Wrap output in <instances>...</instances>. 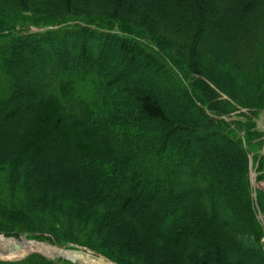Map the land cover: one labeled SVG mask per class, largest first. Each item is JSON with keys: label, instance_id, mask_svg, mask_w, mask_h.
<instances>
[{"label": "trees", "instance_id": "trees-1", "mask_svg": "<svg viewBox=\"0 0 264 264\" xmlns=\"http://www.w3.org/2000/svg\"><path fill=\"white\" fill-rule=\"evenodd\" d=\"M0 71V235L264 264V0H0Z\"/></svg>", "mask_w": 264, "mask_h": 264}, {"label": "rangeland", "instance_id": "rangeland-1", "mask_svg": "<svg viewBox=\"0 0 264 264\" xmlns=\"http://www.w3.org/2000/svg\"><path fill=\"white\" fill-rule=\"evenodd\" d=\"M0 75H1V71H0ZM0 80L2 81V78L0 77ZM258 128L259 130L262 132V134L264 135V114L261 115L260 117V120H259V123H258ZM3 140V139H2ZM5 141V140H4ZM263 151V150H262ZM261 151V152H262ZM228 160V159H227ZM65 166H62V169L64 168ZM49 168L53 171V173L55 172H58L59 173V168H56L57 171H55V169L53 168V166H49ZM65 169V168H64ZM50 172V171H49ZM228 173L226 172V176ZM228 179V177H227ZM250 180H251V184H252V188H253V191H263L264 192V182H257V173H256V170L254 169V166H253V159L251 158V174H250ZM259 218L260 220L262 221L263 225H264V216L263 215H259ZM127 230V235H131V230ZM157 232V230H155ZM157 233H160V232H157ZM122 234V232H121ZM4 236V235H2ZM122 237V240H124L125 242L129 243V241L132 243V245H136V243L134 244L133 241L130 240V238L128 236L124 237V235H120ZM5 237V236H4ZM7 239H15V240H18V241H22V240H29L27 239L25 236H21L20 239L18 238H10V237H5ZM264 242V240H263ZM41 244H44L46 246H50V247H54L52 245H49L47 243H41ZM149 244L151 245V249L149 250L151 253H152V256H151V260L153 261L154 264H170L171 263V260L170 259H165L164 256L162 255V253L160 251H165L167 249V246L165 245V242L162 239L159 240H154V239H151L149 240ZM197 247V246H195ZM57 248V247H55ZM189 248H191V244L189 245ZM193 248V247H192ZM59 249V248H58ZM64 251H70V252H77V253H81L83 256H87V255H90L91 258L93 259H97V258H102V256L100 255H96L90 251H85L83 249H78V250H64ZM193 251V250H192ZM229 253L226 254V260L228 262V264H232L230 261H231V258L232 257H235L237 256L238 257V260L240 261H244L243 263L244 264H252V258L254 257H251L249 259H245L243 257V254L242 252L238 251V250H234V249H231L229 247L228 249ZM200 253V252H199ZM201 253H204V252H201ZM229 254V255H228ZM41 255L47 257V258H50L51 260H58V259H62V260H66V261H70L69 259H67L66 257H61V256H48L46 254H43L41 253ZM205 255V253H204ZM29 255L25 256V257H22V258H18V259H10V260H7V259H1L2 261H22L24 260L26 257H28ZM231 257V258H230ZM104 258V257H103ZM105 259V258H104ZM107 260V259H105ZM109 261V260H107ZM72 262V261H70ZM111 262V261H110ZM191 262V258L188 260L186 258H184L182 264H190ZM73 264H84L83 262H72ZM113 263V262H112ZM192 263V262H191ZM115 264V263H114Z\"/></svg>", "mask_w": 264, "mask_h": 264}, {"label": "bare ground", "instance_id": "bare-ground-1", "mask_svg": "<svg viewBox=\"0 0 264 264\" xmlns=\"http://www.w3.org/2000/svg\"><path fill=\"white\" fill-rule=\"evenodd\" d=\"M17 247V250H15ZM9 250L7 256L0 254V258L4 259H18L25 257L31 253H43L48 256H61L66 257L67 259L73 262H83L84 264H114L110 261L102 258L93 259L90 255L83 256L81 253L64 251L55 247L46 246L41 243H36L34 241L22 240L18 241L15 239H7L4 236L0 235V250Z\"/></svg>", "mask_w": 264, "mask_h": 264}, {"label": "water", "instance_id": "water-1", "mask_svg": "<svg viewBox=\"0 0 264 264\" xmlns=\"http://www.w3.org/2000/svg\"><path fill=\"white\" fill-rule=\"evenodd\" d=\"M15 250H17V247H15ZM8 253H9V250L8 249H6V250H0V254L3 255V257L4 256H7ZM7 260H10V259H7Z\"/></svg>", "mask_w": 264, "mask_h": 264}]
</instances>
